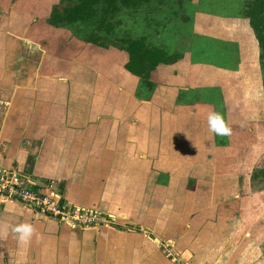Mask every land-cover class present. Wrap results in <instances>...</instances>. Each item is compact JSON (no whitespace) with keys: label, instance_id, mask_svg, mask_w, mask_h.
Returning <instances> with one entry per match:
<instances>
[{"label":"crops","instance_id":"0c3cea01","mask_svg":"<svg viewBox=\"0 0 264 264\" xmlns=\"http://www.w3.org/2000/svg\"><path fill=\"white\" fill-rule=\"evenodd\" d=\"M3 1L0 174L17 177L70 211L95 210L102 220L79 226L0 197V225L28 222L40 237L34 235L30 243L20 246L10 232L0 240V264L211 261L217 250L216 234L188 242L190 233L183 229L179 212H169L174 192L180 203L188 198L185 189L178 190L185 179L196 183L206 174L203 183H216L215 162L203 154L206 147L201 143H210L212 132L202 127L199 112L181 110L179 86L156 82L151 97L139 96L138 78L109 61L112 56L109 59L103 47L76 38L82 42L78 44L70 30L52 26L46 19L34 23L25 0H10L6 5ZM181 59L174 63L180 64ZM217 192L225 197L223 202L228 200L227 191L217 189L199 192L197 199L210 200ZM172 216L177 217L175 227L181 236L171 249L183 257H178L180 263L165 251L174 227ZM230 257L217 263L243 264L247 258L240 260L232 253Z\"/></svg>","mask_w":264,"mask_h":264},{"label":"rangeland","instance_id":"374dc122","mask_svg":"<svg viewBox=\"0 0 264 264\" xmlns=\"http://www.w3.org/2000/svg\"><path fill=\"white\" fill-rule=\"evenodd\" d=\"M11 1L4 0L3 3L6 5ZM249 1L150 0L133 9L121 8L114 16L117 34L144 35L149 44L160 46L167 53L178 52L183 60L180 64H159L152 77H148L150 81L155 80L150 90L137 77L139 96L151 97L156 82L165 86L175 84L179 86L177 100L179 98L184 104L181 110L187 114L193 109L199 112L202 127L208 128V113L215 111L232 128L230 136L212 133L210 143L201 142L206 147L203 154H208L215 162L213 180L216 183H203L202 180L208 178L206 174H202V179L196 183L189 177L178 186V190L185 189L187 200L177 201L176 191L169 201L170 214L179 212V219L185 224L183 229L190 233L186 234L188 242L208 240L216 234V255L211 261L207 260V264H218L220 259L226 261L231 253L240 260L246 255L243 264H264V174L257 175L256 172L250 179L254 167L264 166V111L259 50L244 16ZM57 2L25 0L23 5L31 8L34 23H39L45 19L47 22L51 7ZM66 29L75 40H80L84 26ZM75 29L77 33L73 32ZM42 33L43 40H47L44 29H41ZM101 50L109 55V59L112 56L109 61L113 59L123 67L124 52L112 46ZM225 65L231 66V70L223 69ZM177 81L180 84H176ZM203 154L202 163L205 162ZM208 189L227 191L228 200L223 202L221 199L225 197L217 192L210 200L207 197L199 201V192ZM176 218L170 217L174 227L168 234L170 246L165 247V251L169 258L180 263L178 252L171 249L172 242L181 236L176 231ZM221 244L228 249L220 248Z\"/></svg>","mask_w":264,"mask_h":264},{"label":"trees","instance_id":"16d2710c","mask_svg":"<svg viewBox=\"0 0 264 264\" xmlns=\"http://www.w3.org/2000/svg\"><path fill=\"white\" fill-rule=\"evenodd\" d=\"M150 0H58L47 16V22L52 26L75 27L84 26L79 35L83 42L103 48L115 47L124 52L126 60L124 69L140 79L150 90L153 86L149 74L159 64H172L181 58L178 52L167 53L160 46L151 45L144 35L135 37L129 34H117L115 14L119 9H133ZM244 16L253 33L259 50L261 69V89L264 111V0H250L244 8ZM72 30V29H71ZM73 32H76L73 30ZM264 165V164H263ZM264 174V166H256L250 173L253 176Z\"/></svg>","mask_w":264,"mask_h":264},{"label":"built area","instance_id":"2783aa9c","mask_svg":"<svg viewBox=\"0 0 264 264\" xmlns=\"http://www.w3.org/2000/svg\"><path fill=\"white\" fill-rule=\"evenodd\" d=\"M0 197L2 199L17 200L30 208L48 213L66 223L79 226H94L102 220V217L95 210L70 211L68 206H62L52 197L37 193L33 188L20 182L15 176L0 174Z\"/></svg>","mask_w":264,"mask_h":264},{"label":"clouds","instance_id":"9594fccd","mask_svg":"<svg viewBox=\"0 0 264 264\" xmlns=\"http://www.w3.org/2000/svg\"><path fill=\"white\" fill-rule=\"evenodd\" d=\"M208 129L215 135L224 137L232 134V128L226 123L220 113L211 111L207 116ZM14 235L20 246L27 245L35 235L40 238L35 227L28 222L17 223L15 225H0V240H6L9 233Z\"/></svg>","mask_w":264,"mask_h":264}]
</instances>
